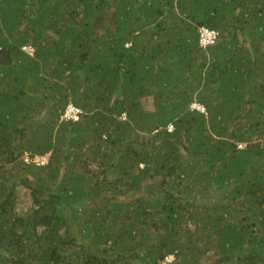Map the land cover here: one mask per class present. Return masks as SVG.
<instances>
[{
    "label": "trees",
    "instance_id": "1",
    "mask_svg": "<svg viewBox=\"0 0 264 264\" xmlns=\"http://www.w3.org/2000/svg\"><path fill=\"white\" fill-rule=\"evenodd\" d=\"M0 264H264V0H0Z\"/></svg>",
    "mask_w": 264,
    "mask_h": 264
},
{
    "label": "built area",
    "instance_id": "2",
    "mask_svg": "<svg viewBox=\"0 0 264 264\" xmlns=\"http://www.w3.org/2000/svg\"><path fill=\"white\" fill-rule=\"evenodd\" d=\"M217 36H218V32L217 31L211 30V29L206 28V27L201 28L200 31H199V45H200V47L206 48V47L214 44ZM24 49L30 55L33 54L34 50H33L32 47L28 46V47H26ZM192 108L193 109H197V110H199L201 112H205V108L202 105L197 104V103L193 104ZM80 113H81V111L78 108H76L72 104H69L68 107L66 108L62 118L65 119V120H70V119L77 120L78 119V115ZM173 128H174L173 125H169L168 130L172 131ZM168 260L169 261L172 260V257H168Z\"/></svg>",
    "mask_w": 264,
    "mask_h": 264
},
{
    "label": "rangeland",
    "instance_id": "3",
    "mask_svg": "<svg viewBox=\"0 0 264 264\" xmlns=\"http://www.w3.org/2000/svg\"><path fill=\"white\" fill-rule=\"evenodd\" d=\"M147 106H149V107L152 106V102H151V100H150V101L148 100ZM28 160H29V159H28ZM48 160H49V154L46 155V156H44V157H38V158H36L34 161H35L38 165H45V164H47ZM26 194L28 195L29 192L27 193V191H26L25 189L21 191L22 200H23V206H25V204H26L27 206H29V204H30V203H29V197H28ZM24 195L27 196L28 200H26V198L24 197Z\"/></svg>",
    "mask_w": 264,
    "mask_h": 264
},
{
    "label": "clouds",
    "instance_id": "4",
    "mask_svg": "<svg viewBox=\"0 0 264 264\" xmlns=\"http://www.w3.org/2000/svg\"><path fill=\"white\" fill-rule=\"evenodd\" d=\"M27 47H28V46H27ZM24 48H26V47H24ZM24 48H23V49H24ZM24 50H25V49H24ZM25 51H26V50H25ZM26 52H27V51H26ZM28 54H29V53H28ZM194 104H196V103H194ZM192 105H193V104H192ZM191 107H192V106H191ZM37 158H38V157H37Z\"/></svg>",
    "mask_w": 264,
    "mask_h": 264
}]
</instances>
